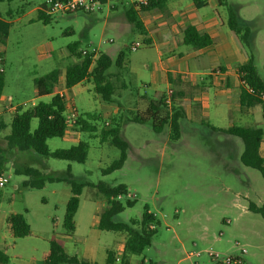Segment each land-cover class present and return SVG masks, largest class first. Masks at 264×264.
Segmentation results:
<instances>
[{
    "label": "rangeland",
    "instance_id": "rangeland-1",
    "mask_svg": "<svg viewBox=\"0 0 264 264\" xmlns=\"http://www.w3.org/2000/svg\"><path fill=\"white\" fill-rule=\"evenodd\" d=\"M45 1L0 0V19L10 22L8 35L0 45L5 70V87L0 103L3 108L8 110L6 105L25 104L24 109H28L40 101H49L51 96H39L36 93L35 79L54 69H60L63 73L65 67L77 61L70 51L71 44H78V52L98 48L100 52L109 54L114 61L121 51L126 56L123 67L113 65L109 70L115 86L112 102L104 101L96 93L92 81H83L69 90L65 89L63 77L59 83L58 91L66 92V114H69L72 106L77 108L85 119L97 127V131H78L72 136L69 127L65 137L49 139L48 146L54 151L85 141L89 144L85 162L40 155L32 150H13V163L16 166H33L46 175L66 173L70 166L74 177L83 181L94 184H126L129 194L123 198L124 201L132 199L136 203L121 213L118 219H140L144 207L148 206L158 221L155 223L156 232L152 245L141 255L131 256L133 263L140 264L144 258H150L160 264H177L179 259L187 258V252L201 251L200 257L192 256L180 264L201 259L204 262L202 264H208L211 259L205 253L206 250L224 253L231 249L239 253L240 248L244 247L247 249L244 256L246 264H264V218L247 210L250 202L263 204L264 177L258 169L243 165L239 160L237 147L230 153L232 148L225 136L214 133L211 129L213 125L229 127L245 124L235 121L224 104L216 103L212 89L208 103L209 116L201 118L202 122L196 125L199 130L195 135L188 129L175 141L171 139L169 128L159 134L152 127L130 122L141 111L139 109L145 111L144 96L155 97L153 89L156 87L151 86L149 69L158 65L157 49L146 47L141 33L128 19L121 26L123 31L111 29L112 19L109 14L125 13L126 5H118L112 10L104 8L91 15L55 14L45 23L39 19L38 12V7ZM229 2L241 20L252 24L254 43L251 48L242 45L248 56L251 53L255 55L258 71L264 77V0ZM223 10L219 9L220 17L229 30L228 11L226 9L225 16ZM134 44H139L137 50H131ZM194 50L192 46L183 43L176 46L174 53L187 56ZM168 55L163 58L166 59ZM190 64L192 65L191 62ZM132 70L144 73L142 77H137ZM217 70L219 68L216 67L214 72ZM160 87L163 89L165 86ZM172 89V99H175V89ZM165 110L167 109L164 108ZM169 111L173 112V108ZM90 113L97 114V119L90 120ZM10 120V113L5 114L4 127L0 126L2 148L6 142L5 136L10 132ZM112 124L120 128L122 139L128 141L130 147L124 166L104 174L103 170L119 159L121 154L120 148L109 139L102 141L101 132ZM37 125L38 119H33L31 129L34 130ZM5 166L13 165L11 161H7ZM7 175L10 181L5 188L0 189L2 208L5 211L14 209L24 213L31 228L37 231L35 236L19 239L13 254L39 256L41 250L48 247V238L50 240L54 237L51 233V218L48 222L46 215L49 213L63 218L65 202L59 192L64 186H70L66 182H52L41 189H26L20 182L30 177L10 171ZM18 183L21 188L15 190L14 186ZM82 199L85 201V211H81V220L84 222L80 232L90 222L91 216L87 212L91 201L106 200L94 187H86ZM204 232L209 233L210 239L220 237L221 241L206 245L200 243L195 247L193 243L198 241L196 236ZM60 233H63L61 226L54 238L60 239L69 252L84 249L79 235L75 239L64 241L58 236Z\"/></svg>",
    "mask_w": 264,
    "mask_h": 264
},
{
    "label": "trees",
    "instance_id": "trees-1",
    "mask_svg": "<svg viewBox=\"0 0 264 264\" xmlns=\"http://www.w3.org/2000/svg\"><path fill=\"white\" fill-rule=\"evenodd\" d=\"M12 1V0H3ZM168 0H149V5L144 6L142 10L152 8H163ZM198 4V0H194ZM222 4V0H219ZM199 5V4H198ZM228 9V26L236 33L240 42L251 48L254 43V31L252 24L248 21L241 20L238 12L230 4H225ZM44 3L38 8L39 19L48 23L51 16L47 15L44 10ZM127 18L131 24L142 34L145 33L144 26L138 18L133 7L127 11ZM10 28V22L0 19V45L4 38L7 37ZM185 44L194 48H204L213 43V39L207 33H201L194 25H188L185 29ZM77 43L70 45L72 55L76 56L77 61L70 63L66 67L64 86L69 90L75 85L89 80L94 84L96 93L100 94L106 102L113 101L115 86L111 80L110 68L115 65L123 67L125 61V53L120 52L114 61L112 57L104 52H100L94 59L93 55H83L77 51ZM132 50V49H131ZM0 54L3 52L0 49ZM4 72H0V103L5 87ZM238 73L241 80L240 105L242 107H254L264 105L259 92L264 90V78L259 74L255 63V55L251 53L246 63L238 67ZM61 70L54 69L43 77L36 78L35 84L37 94L39 96L53 94L50 101H40L35 106L24 109L20 107L12 117L10 122V132L5 136L7 148L0 147V170L9 161L10 152L13 150L27 151L32 150L37 154L52 156L58 159L75 161L83 163L86 161L89 151V144L85 141H79L76 145L67 149H56L51 151L48 146V140L54 137H65L70 127L66 123V111L68 109V101L66 97L61 96L58 91L59 83H61ZM248 86L253 88L254 92H250ZM175 99L169 111V107L163 99L150 102L149 107L145 111H139L136 116L131 118L130 122L149 125L157 133L164 129L171 130V139L179 140L181 137V119L184 117V111L181 107L174 105ZM164 108L167 109L164 111ZM165 112V114H164ZM90 120H96L97 114H89ZM33 119H38L37 127L32 130L31 123ZM115 122V121H114ZM110 125V124H109ZM4 127V124L2 128ZM79 127L80 131H97V127L85 119L81 114L76 122L70 127L71 130ZM215 132L225 133L241 139L243 151L239 155L240 162L249 167L258 169L264 177V157L260 153V147L263 142L264 129L259 126H243L233 125L228 128H220L212 126ZM102 141L110 140L112 144L120 148L121 154L119 159L115 160L109 167L103 170L104 174H109L115 170L121 169L127 158L130 144L122 139L120 128L117 125H111L101 132ZM235 156H233L234 160ZM15 174L30 177L21 183L23 188L41 189L46 187L47 183L66 182L70 186V197L66 204L64 216L61 219L57 215H53L52 231L56 233L60 226L66 235H72L76 230V214L80 207L82 194L86 187H94L104 195L106 206L100 214L99 228L101 230L121 232L126 234L124 248L121 253L116 250H108V257L105 264H129L130 257L133 255H141L144 250L153 243V236L156 232L155 223L157 217L150 211L148 206L144 207V211L140 219H130L122 221L118 216L127 208L135 205L136 200L127 199L129 188L126 184L109 185L104 182L97 184L83 181L74 177L71 173V167L67 168L66 173H58L54 175H46L38 168L25 166L16 168ZM20 186V187H21ZM121 196V198H119ZM249 210L260 214L264 218V202L258 205L255 202L249 203ZM6 231L9 234V240L0 245V264H7L10 258V252L16 246L18 239L35 236L36 233L31 229L26 216L22 212H12L6 219ZM118 258L120 259L118 261ZM36 264H99L86 259H80L76 255L68 254L61 242L56 239L49 240V247L41 253L36 259ZM142 264H145L144 260Z\"/></svg>",
    "mask_w": 264,
    "mask_h": 264
},
{
    "label": "crops",
    "instance_id": "crops-1",
    "mask_svg": "<svg viewBox=\"0 0 264 264\" xmlns=\"http://www.w3.org/2000/svg\"><path fill=\"white\" fill-rule=\"evenodd\" d=\"M226 3H230L229 0H222V4L219 2V0H198L199 5L194 0H168L163 8L135 10L145 30L144 34L141 33L142 39L146 47H154L157 49L159 59V62L156 63L158 65H154L153 69H149V79L151 81V86L154 85L156 87L153 89L155 97L152 98V95H147L146 97L144 96V100L146 102L144 110L149 107L150 102L163 99V96L166 94V92L171 87L174 88L176 97L174 100L175 105L181 107L184 111V117L181 119V136H183L184 132L188 131V129H190V132L195 135L194 133H197L199 130L196 125L202 122L201 118L209 116L210 105L208 103L209 100H211V89L214 91L216 103L224 104L226 106V110L234 116L235 121L242 122L245 124L243 126H259L264 129V105L242 107L239 102L242 83L239 77L238 67L246 63L249 59V56L245 52L243 45L236 33L230 28L227 30L228 28H226L227 26L225 21L220 17V8L224 9L223 12L226 16ZM128 10L129 7L125 6V13L118 15H114V13L109 14V18L112 19L110 24L111 29L114 31L122 30L121 26L125 24V19H128ZM188 25H194L199 32L210 35L213 39V43L204 48H195V50L190 52L187 56L183 55L182 53L176 54L174 53L176 46L185 43V29ZM129 29L132 30L131 27ZM167 54H169L168 57L166 59L163 58ZM216 67L219 68V70L214 72ZM132 71L137 75V77H142V74L144 73L143 71L141 73L135 70ZM65 72L66 67L63 73L61 71L60 82H62V77L64 81ZM163 85L165 87L161 89L160 86ZM52 95L53 94H50L49 96L52 97ZM5 107H7V105ZM260 109L262 110L261 115L259 112ZM139 110L142 111V109ZM7 113H10L12 120L14 112L10 109L7 110L0 105L1 127L3 126L4 115ZM145 126L150 127L149 125ZM71 131L72 132H70V135L74 136V134L78 133L80 130L79 127H77ZM164 131L165 129L162 132ZM213 132L225 136V140L228 142L229 147L231 146L232 148V150L229 151L230 153L235 151V147H237L239 155L242 153L243 144L236 137L227 135L225 133L215 131ZM6 148L7 143L5 142L3 149ZM10 153L12 156L10 154L8 159L12 162L13 166H3L2 169L6 172V174L9 171L14 172L16 168L25 167L16 166V163H13L14 152L12 151ZM260 153L262 157H264V137L260 147ZM24 180L26 179H23L20 183H22ZM20 183L14 186L15 190H20ZM2 188L0 187V189ZM59 195L62 196L66 207L70 197V188L68 186H64V188H62V190L59 192ZM84 205L85 201L81 198L80 207L76 214L75 232L72 235H66L63 231V233H60L58 236H60L61 240L68 241L75 239V237L79 235L81 237V243L83 244L84 249H78L77 251L71 253L62 244L65 251L70 255H76L80 259H86L99 264H105L108 257V250L113 249L119 253L122 252L126 240V234L121 232L101 230L99 228L100 214L106 206V200L91 201L90 209L87 212L91 216L90 222L88 225H86V227L84 226L82 232H80L81 224L84 222L81 220V211H85L83 210ZM247 210H249V207H247ZM12 212L18 211L14 209L5 211V209L2 208V204L0 203V245H4V243L10 239L9 234L6 231V219ZM52 216L53 215L49 213L46 215L48 222ZM32 230L37 234V231L34 229ZM109 232L113 234H109ZM51 233L54 237L56 236V233L52 231V228ZM54 237L53 239H56ZM18 240L14 249L18 245ZM56 240L59 241L60 239ZM196 240L198 241L193 243L195 247H197L200 243L202 245H206L221 241L219 238H215L213 240L210 239L208 232L198 234L196 236ZM48 247H44L41 250L40 255L43 251L48 249ZM14 249H12L10 252V258L7 264H36V259L40 256L31 255L24 257L21 254H13ZM229 252L233 251L231 249L224 251V253ZM189 253L190 252L186 253L187 258L179 259L177 264H180L187 259H191L188 257ZM132 258L133 257H130L129 264H137L133 263L134 261ZM144 262L145 264H160L150 258H144ZM202 263H204L202 259L189 262V264ZM246 263L247 260H245L244 264ZM208 264H212L210 260H208Z\"/></svg>",
    "mask_w": 264,
    "mask_h": 264
},
{
    "label": "built area",
    "instance_id": "built-area-1",
    "mask_svg": "<svg viewBox=\"0 0 264 264\" xmlns=\"http://www.w3.org/2000/svg\"><path fill=\"white\" fill-rule=\"evenodd\" d=\"M43 4V3H42ZM126 5L128 7H133L135 10H142L144 6L149 5V0H46L44 2V7L42 8L47 15H55V14H78L83 13L86 15L95 14L98 11L107 8L108 10L115 9L118 5ZM113 42V40H110ZM139 44H134L131 46L132 50H137ZM83 55H93L95 59L98 54L100 53L98 48L92 49H82L81 50ZM4 62V56L0 54V72H4V68L2 66ZM250 92H254L253 88L248 86ZM61 96L66 95V92L59 91ZM261 99L264 101V90L259 92ZM174 96V90L170 88L165 94V102L168 107L171 109ZM23 105H9L7 106L13 112H16L20 107H24ZM78 110L72 106L69 114H66V123L71 127L79 117ZM10 179L9 176L6 174L5 171L0 170V187H5L9 183ZM121 198V196H119ZM230 223V221H227ZM222 235V234H221ZM220 238V237H219ZM237 245H239L237 243ZM205 253L211 259L212 264H244L245 259L244 256L247 253V249L241 247L239 253L236 252H229V253H222L213 250H206ZM202 255L201 251H195L188 254V257L196 256L200 257ZM120 259L118 258V261Z\"/></svg>",
    "mask_w": 264,
    "mask_h": 264
}]
</instances>
